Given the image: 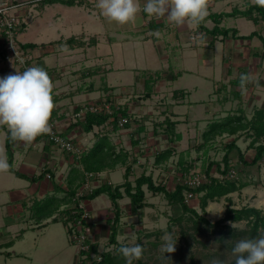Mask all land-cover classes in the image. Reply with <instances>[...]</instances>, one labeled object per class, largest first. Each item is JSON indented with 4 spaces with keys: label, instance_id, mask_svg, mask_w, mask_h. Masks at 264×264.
<instances>
[{
    "label": "crops",
    "instance_id": "1",
    "mask_svg": "<svg viewBox=\"0 0 264 264\" xmlns=\"http://www.w3.org/2000/svg\"><path fill=\"white\" fill-rule=\"evenodd\" d=\"M26 1L32 2V0H14L12 2L18 4ZM35 1L38 2L32 10L25 7L26 4L22 5L20 14L23 25L18 33V40L21 44H36L34 47L27 48L32 65L43 67L47 71L53 84L52 95L55 104L53 114L59 120L60 131L64 136L73 139L80 156L55 146L47 139L46 135L38 136L29 146L13 144L5 134L6 129H0V147L5 149L8 161L12 166L9 173H0V229L3 227L6 231H19L17 237H21L20 231L24 229L22 221H26L29 215L30 219L28 220L36 221L35 224L39 228L43 226L47 228L51 222L64 224V219L60 215L70 205L63 203L56 213L42 219L38 218L34 205L36 201L45 203L50 197L62 198L66 195V179L69 171L74 166L82 167L81 156L89 152L99 137L108 136L114 144L118 145L123 140L129 142L131 138L137 137L139 134L141 136L149 134L151 136L147 140L150 141V145L155 144L154 147L161 148L158 140H166L165 147L163 145L164 149L172 146L175 148V154L179 150L176 146L178 141L185 140L186 136L192 133V129L189 128L191 124H195L197 128L194 130V136L189 135L186 139L189 141L197 139L201 128L208 126L210 120L222 119L229 112H235L239 108L244 109L245 115L251 118L256 109H264V20L255 23L247 17H225L220 25L235 28L237 36H232V34L214 36L208 31L215 26V22L211 18L204 22L207 30L199 25L198 29L194 30L189 25L175 27L169 25L164 19L144 14L143 22L134 26L136 36L125 37L122 35L118 40L120 42L113 39L107 40L110 44L113 43V52L102 55L101 51L96 54L89 53L92 51L89 48L98 47L102 42V38L97 37V34L86 32L87 34L81 35L85 40L95 39L93 45L80 48L70 47L66 40L72 36H68L66 32L68 29H72L73 21H66L65 25L60 23V17L63 15L62 10L52 9L53 5H57V3L49 4L45 8V6L39 5L42 0ZM238 2L241 5H238ZM142 3H145L144 0ZM249 4H252L251 0H209L208 13L230 12L234 8L245 9ZM38 8L41 11L37 10ZM31 12H33L31 18L35 19L30 21L31 18H29L30 25L27 26V19ZM231 18L233 21L226 26L225 20ZM241 18H246L254 23V27L248 28L250 30L248 33L246 32L247 34L242 33L238 25ZM253 31H257L253 38H239V36L249 35ZM180 32L185 36L184 42L179 37ZM192 33H194V38H192ZM200 33H204L206 36V40L202 43L199 42ZM172 35L175 38L174 41H172ZM124 39L131 42L126 44ZM139 39L143 40V43ZM65 45L66 47H62ZM132 51L133 53H131ZM137 52L143 54L139 56L140 59L148 61L150 66L145 67H149L148 69L153 71L149 76L156 77L152 85L151 96L153 97L154 93L162 94L160 106H157L160 109V115L155 116L157 118L151 117L155 123L150 120V116L143 115L141 118L137 117L140 122L127 127L119 124L115 127L112 122H107L101 126H94L90 132L85 131L84 117H78L76 113L87 104L108 103L110 106L113 105V108H127L131 115L138 113L140 116V111H135V109L142 100L134 98L137 96L136 91L139 90L138 87L140 88L141 84L146 87V78L148 77L142 78L140 84L137 85L134 76L138 74L140 64L131 61L127 63L125 60L120 62V58L125 54L129 56L130 53L138 59ZM16 71L22 70L18 65L5 59V37L0 27V77L10 73L15 74ZM131 71L134 72L132 78L129 75ZM241 73H251L253 79L258 83L250 84L247 89L242 90L239 87ZM100 77H103V81ZM207 83H210L214 88L217 86L216 89L219 92L217 100L216 96L214 97L216 91L214 93L213 90L214 94H209L210 90L214 88L209 90V100L205 94H198L203 90L202 87L205 89L208 87ZM192 95L193 99L190 98ZM151 96L146 98L150 99ZM206 102H212V104L207 105ZM202 110L204 116L196 117L197 113ZM169 120L176 122L174 131L167 129ZM142 125L143 128H141ZM178 135L181 136L180 140L170 142L169 139L176 138ZM236 137H238L236 145L249 160L248 153L251 156L255 154V149L249 147L251 138L240 133ZM242 137L245 138L244 143L248 144L246 153L245 150L242 151L237 142ZM195 144H199V142ZM131 146L123 147L122 150L131 154ZM234 151L238 153L237 149H234L231 151L230 157ZM137 154L140 155L136 150L133 162L137 160L136 163L140 164L142 161L136 159ZM133 162L128 163L127 161V166H132ZM123 164L119 162L114 168L103 170L93 181L94 185L110 183L114 186L124 183L126 170L124 171ZM259 164L249 167L259 166ZM157 165L161 166L163 163ZM120 171L124 172L125 180L113 181L112 176ZM129 180L133 182L131 175ZM160 182L166 184L162 179ZM104 194L106 197L103 202L100 198ZM123 199L124 197L118 200L122 209V217L123 208L126 207V205L122 206ZM85 203L90 211L92 238L99 248L103 239L109 240L111 231L109 221L113 219L112 215L114 216V205L106 193L92 200L86 199ZM2 242L1 246L7 245L8 249L10 245H15L10 244V240ZM4 253L6 258L2 264H13L15 258L25 256V264H38L30 253L15 251L14 256H11L7 250H4Z\"/></svg>",
    "mask_w": 264,
    "mask_h": 264
},
{
    "label": "rangeland",
    "instance_id": "2",
    "mask_svg": "<svg viewBox=\"0 0 264 264\" xmlns=\"http://www.w3.org/2000/svg\"><path fill=\"white\" fill-rule=\"evenodd\" d=\"M5 1L12 2L14 0ZM34 1L35 0H32V2L26 1L25 3L19 2L18 4H15L16 6L11 9V11L21 17L22 20V16L20 14L23 8L22 5L26 4L25 7L32 10L35 8V4L38 2L35 1V3ZM79 1L82 2L78 3ZM139 2L141 6L144 4L142 3V0H139ZM240 2H238V5ZM39 5L45 6L46 8L48 7L49 3L39 2ZM52 9L62 10L63 15L60 17V23L64 24L66 21H73L72 29H68L66 32L68 36L74 35L75 38L77 37L79 39L83 33L87 34L86 32H89L94 35L97 34V37L102 38V42L100 43L102 46L98 45V47L89 48L92 49V51L89 53L96 54V52L101 51L102 53L100 54L102 55H105L107 52H113L112 49L114 45H112L113 43L110 44L107 40L113 39L118 41L121 39L122 35L125 37L136 36L137 33L134 31V26L143 22V16L145 14L141 11L137 14L134 21L125 25H119L115 22H110L105 16L102 15L100 10L96 7V0H76L75 4L72 5L57 3V5H53ZM37 10L41 11L40 8ZM32 14L33 12L30 13L27 19V26L30 25L29 18L32 17ZM34 19L35 18H31L30 21H34ZM232 21V18L227 19V21L225 20V25H230ZM238 25L240 26L242 33H248V30H250L248 28L254 27L253 21L246 18H241L238 22ZM189 26L194 30L198 29V26ZM173 33H175V31H173ZM179 37L180 39H183L182 42H184L185 36L182 34V32L179 33ZM172 39V41L175 40L173 35ZM126 40H123L126 42V44L131 42L130 40ZM139 40L140 42L143 41L141 39ZM79 51L83 52L81 50ZM131 53H133V51ZM131 53L129 56H126L125 54L124 57L120 58V62H124L125 60L127 63L131 61L132 63L136 62L137 64H140L138 66L139 72L136 76H134V72H129L131 73L129 74L131 78L134 76L138 83L137 85H139L141 79L144 77H150L149 75L150 73L152 74L153 71L148 69L149 67H145L150 66L148 65L147 60L140 59L139 56L143 54H139V52H137L138 59H136V57L132 56ZM100 78L103 81V77ZM207 84H209L208 87L206 89L205 87H202L203 90L198 94H205V96H208L209 100L210 95L214 94L216 91L217 95L215 94L214 97L216 96L215 99L217 100L219 93L216 89L217 86L214 88L210 83ZM138 89L139 90L136 91L137 96L134 99L142 100L140 104L136 105L137 108L135 109V111H140V116L138 113H133V115H131L133 117V123L137 124L140 122L137 117L141 118L143 115H145V117L150 116V120L155 123L151 117L157 118L155 116L160 115V109L157 106H160L159 103L162 101L160 99L162 94L154 93L153 97L151 96L150 99H147L145 96L146 87L141 84L140 88L138 87ZM209 90L211 93H209ZM213 90L214 93L212 92ZM208 93L210 95H208ZM193 97V95L192 97L190 96L191 99H193ZM122 101H124V99H122ZM206 104L211 105L212 102H206ZM96 105L100 106L101 104L96 103ZM112 106L111 110L114 108L117 109V107L112 109ZM222 106L224 107V104H222ZM239 109L244 110L242 108ZM202 116H204L203 110L196 115L198 118H201ZM212 121L213 120H210L209 123ZM149 125L155 126L154 124ZM194 125L195 124H191L189 126V128L192 129V133L189 134L191 136H194V130L197 128L196 125ZM205 127L201 128L202 130L199 132L197 139L191 141L186 140L189 136L188 135L186 136L185 140L178 141L179 143H177L176 146L179 150L161 166L157 165L154 160L157 152L162 151L161 149H164L167 143L166 140L164 141L159 139L158 143L162 147H154L155 144L152 143L153 145H150V141L147 140L151 135L147 134L146 136H141L139 134L137 137L131 138L129 142L123 140L118 145H114L116 147L118 146L119 148L117 147V150L120 151L123 147L131 146L132 142V149L130 148L132 153L129 154L127 159L128 163L133 162L135 151L137 150V152H139L140 155L137 154L136 159L142 162L138 164L136 163V160L131 166L132 173L130 175L133 182L135 178L142 174L143 171H146L145 173L151 174L155 181L160 182L161 179L162 181H165L167 188L171 190L174 188L175 183L181 181L183 176L190 175V173L194 172L205 173V169L207 168L209 162L216 161L222 164V158L226 152V144L230 143L233 139H238V137H236L237 135L230 136L224 134L218 136L212 143V146H210L208 153L205 154L204 148L199 150L197 149V146H194L196 142H199L200 144L203 141V138L201 137L206 129ZM244 141L245 138L242 137L237 142L239 143L242 151L245 150L246 153V146L248 144H245ZM76 154L79 153L77 152ZM248 156L251 158L253 155L251 156V154L248 153ZM238 157L239 156L236 151L231 154V167L232 169H235L237 173V176L234 179L238 183L245 184V186L240 191L231 194V202L228 201L227 198L223 197L219 202H210L205 211L200 206L201 196L197 195L187 202L192 208H195L201 215L207 217V219H209L211 222H215L218 219L223 218L225 215V210L229 205H233L235 208L253 206L262 209L264 213V160L259 166L249 167L243 165L239 161ZM180 161H183L186 165H184V163L183 165H180ZM126 167L127 162L123 164L124 171L126 170ZM212 172L215 173V176L219 175L216 166H213ZM112 179L115 182H120L124 179V172L120 171L116 173L112 176ZM144 188L147 191V205L142 210L135 211L130 205V198L125 196L122 200V206L126 205V207L123 208V217L121 218L119 225L120 233L117 237L118 243L113 244L110 243L108 239H103V242L99 247L101 251H109L112 255L116 256L117 259L115 264H126L122 255L118 252V248L121 246V244L132 243L140 244L144 250L142 258L138 261H134L133 264H161V261L158 259L160 256L159 248L162 243L161 237L165 231L172 232L174 235L178 236L176 251L174 253L165 254L171 259V261L167 262V264H192V258L196 260L197 264H210L213 258L223 256V252L227 247L224 241H231L228 244V248L230 249L236 240L244 237H250L249 233H247L245 236L233 237L231 235L230 237L223 239L221 234L218 232L220 229L227 230L229 226L232 227V224H234V228L237 230H250V225L248 224L247 220L227 221L226 225H221L217 228L208 226L202 222L198 223L196 222L198 221L197 217L191 212H185L180 204L170 202L168 197H166L163 193L155 194L149 191L146 186ZM104 197H106L105 194L100 198L103 202ZM38 204H40V201H36L34 207H38ZM113 217L114 216L112 215V218ZM28 219H30V215L27 216L26 221H22L24 223V229L23 231H20V234H22L21 237H17L19 231H6L3 227L0 229V264H2V261L6 258L4 250L10 252L11 256H14L15 251L25 252L26 254L30 253L31 256L37 260L38 264H77V260L78 264H80V255L78 254L76 245H74L71 240L69 241L70 237L67 234V226L65 223L63 224L62 222H58L57 224H54L51 222L47 228L45 226L39 228L35 224L36 221H30ZM92 219L94 218L92 217ZM95 220L97 221L96 218ZM28 226L31 227L29 228ZM4 240H10V244L15 245H10L9 249L7 245L2 247L1 244L3 245L2 241ZM214 241H218L219 246L213 245ZM25 259L26 256L15 258L13 264H25Z\"/></svg>",
    "mask_w": 264,
    "mask_h": 264
},
{
    "label": "trees",
    "instance_id": "3",
    "mask_svg": "<svg viewBox=\"0 0 264 264\" xmlns=\"http://www.w3.org/2000/svg\"><path fill=\"white\" fill-rule=\"evenodd\" d=\"M42 2L49 4L62 3L66 5H72L75 4L76 0H42ZM81 2L82 1H79L78 3ZM230 16L247 17L257 23L260 20H264V8L258 7L254 4H249L245 9L234 8L230 12L210 13L206 17V20L208 18H211L215 22V26L208 31L214 36H228L229 34H232V36H237V30L235 28H227L220 25L225 17ZM204 22H202L199 26L207 30ZM256 34L257 31H253L249 35L239 36V38L250 39L253 38ZM192 35L194 36V33H192ZM66 43H68L70 47H85L87 45H93L95 43V39L90 38L89 40H85L82 37H79L78 39L72 36L66 40ZM20 45L23 49L27 50V48L34 47L36 44L20 43ZM30 62L32 61L30 60ZM155 80L156 77L154 76L146 78V97L151 96L152 85ZM123 118L128 119V122L125 124L126 127L133 124V117L127 111V108H114L112 110V113H107L104 111L98 113L87 112L84 116L83 126L85 131L87 132H90L94 128V126H101L106 124L107 122H112L116 127L119 124V121ZM175 127L176 122L169 120V122L167 123V129L170 131H174ZM141 128H143V125L141 126ZM239 133H241V135L245 134L246 136L251 138L249 147L255 149V154L249 160H247L244 153H242L239 147L236 145V139H234L230 143H227L225 146L226 152L222 158L223 163L221 164L216 161L209 162L207 168L205 169V173L208 179L197 187H189L183 181L184 177H182V180L175 183L174 188L169 190L166 184L155 181L151 174H146L145 172L142 173L139 177L135 178L134 182H132L131 180H129V176L132 172V167L131 165H128L125 174L126 181L124 183L114 186L110 183H103L95 187L92 192L87 193L84 196V198L87 200L95 199L101 194L106 193L113 202L114 217L109 221L111 230L109 242L113 244L118 243L117 237L120 233L119 225L122 218V209L118 200L122 199L125 196H128L130 198V204L133 210H142L147 205V191L144 188L145 186L152 193H163L166 197H168L170 202L180 204L185 212H191L197 217L198 221L196 222L198 223L202 222L208 226L217 228L221 225H226L227 221H248L250 230H237L233 227H230L229 225H227L229 226L227 230L220 229L218 232L221 234L223 239L228 238L231 235L233 237L245 236V234L247 233H249L250 237L256 236L257 231L264 228V213L262 209L253 206L235 208L233 207V205H229L225 210V215L223 218L218 219L215 222H211L209 219H207V217L201 215L195 208H192L189 203L185 202V193L187 191H192L195 196H201L200 206L205 211L210 202H219L223 197L227 198L228 201L231 202L230 195L234 192L240 191L245 186V184L238 183L234 178L229 176L230 170H232L230 153L234 149H237L239 153V161L245 166L258 165L264 160L263 108L256 109L251 118L245 115L244 110L238 109L235 112L229 113L222 120H213L212 122L208 123L207 128L203 132V141L200 144H195L194 146H197V149L199 150L204 148V153L207 154L210 146H212V143L218 136L224 134L234 136ZM180 139L181 136L178 135L176 138H171L169 140L173 143ZM174 152L175 148L172 146L159 151L156 154L155 163L162 164L166 162L172 157ZM128 157L129 153L122 149L118 151L117 147L108 138V136L99 137L94 143L93 147L89 150V152L81 156L82 167L74 166L69 171L66 179V195L62 198H58L55 196L50 197L45 203H40L39 205H37L38 207H36V214L38 218L42 219L44 217L51 216L59 210L61 204L63 203L70 205V207L66 208L64 212L72 210V206L74 203L73 197L76 191L86 182L87 172L94 173V177L92 178V180L95 181L98 178L99 173H101L103 170H105L106 168H114L119 162L126 163ZM179 163L180 165H183L184 162L180 161ZM184 165L186 164L184 163ZM213 166H216L219 175H214L215 173L212 172ZM64 223L67 225V232L70 237L72 231L70 227H68V220H64ZM98 249V245L96 243H93L92 250L94 252H97ZM116 259V256L112 255L109 251H102V260L93 264H115ZM192 264H197L194 258H192Z\"/></svg>",
    "mask_w": 264,
    "mask_h": 264
},
{
    "label": "clouds",
    "instance_id": "4",
    "mask_svg": "<svg viewBox=\"0 0 264 264\" xmlns=\"http://www.w3.org/2000/svg\"><path fill=\"white\" fill-rule=\"evenodd\" d=\"M251 3L264 8V0H251ZM208 6L209 0H145L142 6L139 0H96V7L102 15L119 25L134 21L142 11L148 16L164 19L175 27L198 26L209 15ZM204 40L205 34L200 33L199 42ZM257 83L251 73H241L239 76L242 90ZM52 89L47 71L40 66H31L0 77V129H6L5 134L13 144L29 146L38 136L51 133L50 119L55 108ZM11 167L5 149L0 147V173H9ZM177 240L178 236L174 233L164 232L158 257L161 264L171 261L165 254L176 251ZM230 242L224 241L227 247L223 256L213 258L210 264H264V228L259 229L254 237L236 240L229 249ZM213 245L219 246L218 241H214ZM143 251L138 243L121 244L118 248L126 264L140 260Z\"/></svg>",
    "mask_w": 264,
    "mask_h": 264
},
{
    "label": "built area",
    "instance_id": "5",
    "mask_svg": "<svg viewBox=\"0 0 264 264\" xmlns=\"http://www.w3.org/2000/svg\"><path fill=\"white\" fill-rule=\"evenodd\" d=\"M14 2H7L5 0H0V27L3 29L5 37V59L11 61L18 65L23 71L28 67L33 66L30 62L31 58L28 56V50L21 47L18 40V33L20 28H22V23L20 17L11 11L15 7ZM192 37H194L192 35ZM107 112L112 113L111 106L108 103H103L100 106L96 104H87L81 108L76 116L84 117L87 112ZM128 122L127 118H123L119 121L120 126H124ZM51 133L45 134L47 139L53 143L55 146L62 150L80 156V152L75 145L74 141L70 137H66L62 134L59 128V120L56 118L52 112L51 119ZM236 170H230L229 176L235 178ZM51 177L50 174H48ZM94 173H86V182L76 191L73 197V208L68 212H63L60 217L64 220H68V227H70L72 233L70 239L78 249V254L80 255V264H93L102 260V251L98 249L97 252L92 250V244L96 243L92 238V225L90 224V211L86 206L84 196L92 192L97 185H94L92 178ZM183 181L189 187L194 188L205 181L208 177L206 173L194 172L190 175L183 176ZM182 180V179H181ZM98 184V183H97ZM195 197L192 191H187L185 193V201L189 202Z\"/></svg>",
    "mask_w": 264,
    "mask_h": 264
}]
</instances>
